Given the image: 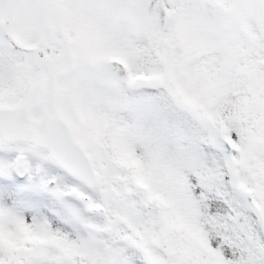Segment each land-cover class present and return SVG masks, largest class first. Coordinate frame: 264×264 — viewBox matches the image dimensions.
Listing matches in <instances>:
<instances>
[{"label": "snow or ice", "instance_id": "1", "mask_svg": "<svg viewBox=\"0 0 264 264\" xmlns=\"http://www.w3.org/2000/svg\"><path fill=\"white\" fill-rule=\"evenodd\" d=\"M0 264H264V0H0Z\"/></svg>", "mask_w": 264, "mask_h": 264}]
</instances>
